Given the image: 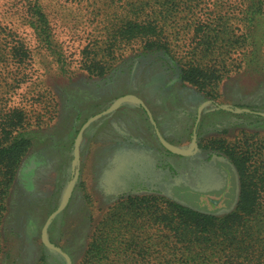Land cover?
I'll list each match as a JSON object with an SVG mask.
<instances>
[{
    "label": "rangeland",
    "instance_id": "obj_1",
    "mask_svg": "<svg viewBox=\"0 0 264 264\" xmlns=\"http://www.w3.org/2000/svg\"><path fill=\"white\" fill-rule=\"evenodd\" d=\"M39 2L49 36L23 0H0V143L18 117L31 137L16 167L0 159V264H182L159 217L167 201L221 213L238 192L227 153L264 159V2L250 20L242 0ZM139 15L158 18L184 60L208 40L205 60L227 71L218 87L183 81L137 37L116 43Z\"/></svg>",
    "mask_w": 264,
    "mask_h": 264
},
{
    "label": "trees",
    "instance_id": "obj_2",
    "mask_svg": "<svg viewBox=\"0 0 264 264\" xmlns=\"http://www.w3.org/2000/svg\"><path fill=\"white\" fill-rule=\"evenodd\" d=\"M23 1L36 34L49 36V20L39 0ZM143 2L139 0V4ZM263 2L242 0L243 18L250 20L255 14L262 13L260 7ZM244 3L250 4L246 7ZM142 16L123 21L114 35L118 39L116 43L120 41L127 44L131 37H137L145 50L162 49L166 55H170L183 81L199 87H218L227 71L205 60L210 49L208 40L197 37L190 55L184 60L173 55L158 18L151 16L141 19ZM22 44L20 40L15 41L11 48L19 62L25 61V53L20 50ZM13 112L17 114L10 118L16 119L20 113ZM2 130L4 136L5 133L9 135L6 136L7 142L0 143V159H6L9 166L16 167L13 159L20 162L31 146L29 131L24 128L20 117L17 121L9 119ZM227 154L237 174L238 192L232 207L215 213L169 200L168 208L159 216H164L172 238L182 243L179 249H185L181 259L184 264H264V246H261L259 238L264 232V159H260L263 154L244 149H235ZM12 179L13 175H10L8 181L1 182L3 191L8 189Z\"/></svg>",
    "mask_w": 264,
    "mask_h": 264
},
{
    "label": "water",
    "instance_id": "obj_3",
    "mask_svg": "<svg viewBox=\"0 0 264 264\" xmlns=\"http://www.w3.org/2000/svg\"><path fill=\"white\" fill-rule=\"evenodd\" d=\"M149 115H150V117H151V120L153 121V123H155V120H154V118H153V116H152V114H151V112L149 111ZM62 209V207H60L59 209H57L54 213H57V212H59L60 210ZM54 213L52 214V215H50V217H49V219H48V221H47V224L49 223V221L51 220V218L53 217V215H54Z\"/></svg>",
    "mask_w": 264,
    "mask_h": 264
}]
</instances>
